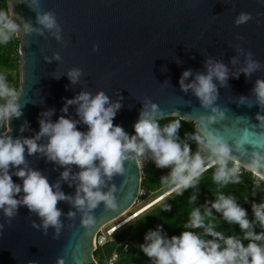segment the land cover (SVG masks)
Here are the masks:
<instances>
[{
  "label": "water",
  "instance_id": "95a60500",
  "mask_svg": "<svg viewBox=\"0 0 264 264\" xmlns=\"http://www.w3.org/2000/svg\"><path fill=\"white\" fill-rule=\"evenodd\" d=\"M7 4L21 23L23 17L35 24L36 13L24 0H7ZM41 8L56 13L63 29V41L58 42L47 33L16 35L20 42L19 92L23 116L10 121L13 137H31L39 132V118L44 111L55 109L53 121L65 115L61 109L66 98L71 99L81 91L93 94L104 91L112 101L122 96L123 107L114 124L121 125L129 134L145 99L159 105L164 113L161 120L174 117L193 122L197 132L202 127L199 116L211 113L191 91L186 94L181 90L182 73L187 69L194 73L206 71L209 56L222 60L232 72L238 71L244 66L245 57L240 55L238 64L231 63L238 55L237 45L245 52L252 51L255 59L264 63V0H41ZM241 12L251 13L252 19L237 26L235 20ZM95 45H99L98 51H94ZM56 52L62 61H45V56L51 57ZM72 68L84 72L80 83L75 85L66 74ZM53 74L61 78L56 79ZM257 78H264V70L251 78L244 74L239 79L230 78L224 87L218 84L217 103L225 110L226 118L209 126L229 144L244 169L253 152L264 155V125L256 119L261 109L252 93ZM241 96L249 97V106L239 103ZM67 115L79 119L75 105L69 107ZM25 121L30 123V128L21 133ZM78 128L88 130L83 123ZM46 142V138L41 140ZM26 158L50 183L60 179L64 169L59 165L48 162L40 154L26 153ZM125 167L126 174L115 176L104 188L107 191L113 183L117 186L119 209L106 210L101 203L93 211L98 222L91 231L82 225V214L66 201L57 205L64 213L58 239L54 238V229L50 228L44 235L42 228L33 227V221L39 224L40 217L26 206L19 209L10 225L0 212V222L5 223L0 236V264H30V261L57 264L60 257L66 264H98L94 253L99 234L128 214L141 196L140 162L128 161ZM72 168L73 172L79 171L78 166ZM166 171L168 175L171 168ZM154 173H158L156 165ZM13 180L23 183L19 177L14 176ZM62 190L74 197L75 182L72 187L62 183ZM70 211L76 212L74 218L68 216Z\"/></svg>",
  "mask_w": 264,
  "mask_h": 264
},
{
  "label": "clouds",
  "instance_id": "9594fccd",
  "mask_svg": "<svg viewBox=\"0 0 264 264\" xmlns=\"http://www.w3.org/2000/svg\"><path fill=\"white\" fill-rule=\"evenodd\" d=\"M24 3L36 13L35 24L23 17L20 18L21 23L13 11L0 9V45L8 44L21 32L40 36L47 33L62 42L63 29L56 13L42 11L41 0H24ZM251 19V13L241 12L235 23L239 26ZM98 50L99 45H95L94 51ZM236 50L238 55L232 58L233 65L240 62V55L245 57L244 66L238 71L232 72L222 60L209 56L205 62L206 71L194 73L192 69H187L182 73L179 80L181 90L186 94L191 91L201 106L211 113L199 116L202 127L195 133H187L185 139L180 136V120L170 121L163 126L160 124L164 113L150 99H145L143 103L134 125V134L127 133L121 125L114 124L115 117L123 107V97L112 101L104 91L96 94L81 91L71 99L66 98L61 109L65 115L53 121L55 109L44 111L39 118V132L31 137H13L10 134V121L23 116L21 93L0 72V122L8 125L7 131L0 132V212L7 218V224L10 225L19 214V209L26 206L31 213L40 217V223L33 221V227L42 228L44 235L48 234L50 228L54 229V238L58 239L63 229L61 217L64 213L57 205L66 201L82 214V225L91 231L98 222L93 211L101 203L106 210H118L120 207L116 196L117 186L113 183L104 191L108 182L117 175L126 174V162L150 159L158 168H171L168 175L161 177L168 191L160 200L172 193L182 196L193 189L189 200L195 204L201 178L212 169L213 180L218 186L214 199L192 208L184 224L185 230L179 235L169 237L163 224L145 234L144 243L139 247L150 258L151 264H264V200L251 203L250 218L248 210L235 195L222 191L228 185L241 182V163L229 144L209 129L210 125L226 118L225 110L217 103L219 87L227 86L230 78L239 79L241 74L251 78L264 70V63L255 59L252 51L245 52L240 45ZM44 59L48 63L62 61L59 52ZM66 74L71 84L75 85L80 83L84 72L80 68H72ZM53 76L61 78V75ZM252 93L255 104L261 109L256 119L260 125H264V78L256 79ZM239 103L249 106V97L241 96ZM72 105L76 106L79 119L67 115ZM81 123L88 126L86 132L78 128ZM29 128L30 123L25 121L20 132ZM45 138L47 142L41 143ZM189 140L197 143L196 151H193ZM26 153L28 156L40 154L48 162L63 168L60 179L55 184L50 183L41 170L29 165ZM73 165L78 166V172H73ZM244 167L256 176L255 188H260L264 182V155L260 151L253 152L250 162ZM14 176L23 183L15 182ZM74 182L76 194L73 197L62 190V183L72 187ZM256 194L254 190L253 197ZM147 208L137 212L134 218L139 220L141 212ZM171 209V204L164 205L165 211ZM215 214H219L229 225L238 226L240 232L226 235L217 230ZM68 216L74 218L76 212L70 211ZM257 226L262 230L257 231ZM4 229L5 223L0 222V236ZM197 229L201 231H195ZM118 230L114 228L113 234ZM124 247L128 248L127 245ZM30 264H37V261H30ZM57 264H66L65 259L58 258Z\"/></svg>",
  "mask_w": 264,
  "mask_h": 264
},
{
  "label": "trees",
  "instance_id": "16d2710c",
  "mask_svg": "<svg viewBox=\"0 0 264 264\" xmlns=\"http://www.w3.org/2000/svg\"><path fill=\"white\" fill-rule=\"evenodd\" d=\"M0 9L8 10L7 0H0ZM19 49L20 42L16 36L8 44L0 45V72H3L7 76L8 82L15 87L17 91H19L20 88ZM177 119L178 118L172 117L160 120L159 122L163 126ZM178 120L181 121V139H185L187 133H195V123L181 119ZM0 126L2 127V132L7 130L6 122H0ZM130 134H134V130ZM188 142L191 143L193 151H196L198 147L197 143L192 140ZM154 166L155 163L150 160V164L143 169L145 177L142 182V190L144 194L139 198L141 203L143 202V205L149 202L153 193L165 188L161 179L156 177ZM213 172L214 169L209 170L202 176L198 186V199L195 204H192L189 200L191 193L194 191L193 189H189L182 196L173 193L164 200L159 201V203L156 202V204L151 205L150 208L143 211L139 220L135 218L121 227L113 238L109 239L105 245L98 247L95 251L94 256L98 264H108V260L115 254L118 255L116 264H151L150 258H148L139 247V245L144 243L145 234L150 229L154 230L157 225L161 224H163L164 231L169 237L179 235L181 231L185 230L184 224L188 221V216L192 208L199 205L202 206L206 201L215 198L218 186L213 180ZM255 180L256 176L252 172L242 169L241 182L239 184L228 185L226 188L222 189L226 194H232L237 197L238 202L248 210L250 218H252L251 203L253 201L260 202L264 200V182L261 183L260 188L256 189ZM254 190L257 193L255 197L252 195ZM151 203H149V205ZM165 204H171V211L164 210ZM215 216L217 230L225 232L226 235H233L240 232L238 226L229 225L220 218L219 214H215ZM256 230L261 231L262 229L257 226ZM195 231L201 230L197 229ZM124 245H127L128 248L125 249Z\"/></svg>",
  "mask_w": 264,
  "mask_h": 264
},
{
  "label": "rangeland",
  "instance_id": "374dc122",
  "mask_svg": "<svg viewBox=\"0 0 264 264\" xmlns=\"http://www.w3.org/2000/svg\"><path fill=\"white\" fill-rule=\"evenodd\" d=\"M145 163H146V161L140 162L142 169H145L146 168ZM144 177L145 176L143 175V179H144ZM166 191H168L167 188H164V189H161V191H157V192L153 193L151 195V198L149 199V202L147 204L149 205V203H151L152 201H154L155 198L157 199V197L159 198V197L163 196ZM147 204H145V205H147ZM145 205H143V202L141 203V200H138L137 205H135V207L128 214H126L125 216H123L122 218H120L118 221H116L113 224H111L108 227H106L101 232V234H106L109 230H111L112 228H115V227L121 225L123 222H126L127 220H128L127 222H131L133 220V218L131 216H134V214H136L137 212L143 210L146 207ZM143 206H145V207H143ZM130 218H132V219H130Z\"/></svg>",
  "mask_w": 264,
  "mask_h": 264
},
{
  "label": "built area",
  "instance_id": "2783aa9c",
  "mask_svg": "<svg viewBox=\"0 0 264 264\" xmlns=\"http://www.w3.org/2000/svg\"><path fill=\"white\" fill-rule=\"evenodd\" d=\"M0 132H2V127L0 126ZM146 161V163H145V166H148L149 164H150V159L149 160H145ZM142 169V168H141ZM242 169L243 170H245V171H248V170H246V169H244V168H242L241 167V171H242ZM142 174L143 175H145L144 174V171H143V169H142ZM144 194V191L142 190L141 191V196ZM140 196V197H141ZM147 207H149V205H147L145 208H147ZM144 208V209H145ZM142 211V210H141ZM136 216V214H134V216H131L132 218H134ZM132 218H130V219H132ZM129 219V220H130ZM128 221V220H127ZM126 221V222H127ZM126 222H123L121 225H123V224H125ZM113 224V223H112ZM121 225H119V226H117V227H115V228H120V226ZM108 227V226H107ZM114 228H112L111 230H109L106 234H99V236H98V239H97V249H98V247H101V246H103V245H105L107 242H108V240L109 239H111V238H113L114 237V235H115V233L113 234V230ZM104 230V229H103ZM117 260H118V255H113V257L112 258H110L109 260H108V264H116V262H117Z\"/></svg>",
  "mask_w": 264,
  "mask_h": 264
},
{
  "label": "flooded vegetation",
  "instance_id": "af4514ba",
  "mask_svg": "<svg viewBox=\"0 0 264 264\" xmlns=\"http://www.w3.org/2000/svg\"><path fill=\"white\" fill-rule=\"evenodd\" d=\"M166 170H167V168H158V173L155 174L156 177L158 178L159 176L160 177L165 176V172H167ZM159 179H161V178H159Z\"/></svg>",
  "mask_w": 264,
  "mask_h": 264
},
{
  "label": "bare ground",
  "instance_id": "6f19581e",
  "mask_svg": "<svg viewBox=\"0 0 264 264\" xmlns=\"http://www.w3.org/2000/svg\"><path fill=\"white\" fill-rule=\"evenodd\" d=\"M172 194H173V193H172ZM172 194H169L168 196H170V195H172ZM168 196H166V197H168ZM166 197H165V198H166ZM155 199H156V198H155ZM159 201H161V200H160V197L157 198V200L154 201L155 203L153 202V203H151L150 205L156 204V202L159 203ZM153 207H154V206H153ZM155 207H156V206H155ZM148 208H150V207H148ZM148 208H147V209H148ZM144 211H145V210H144ZM141 213H142V212H141ZM133 219H134V218H133ZM127 223H129V222H126L125 224H123V226L126 225ZM120 228H121V227H120ZM120 228H119V229H120Z\"/></svg>",
  "mask_w": 264,
  "mask_h": 264
}]
</instances>
